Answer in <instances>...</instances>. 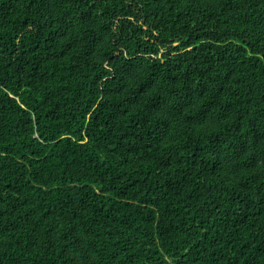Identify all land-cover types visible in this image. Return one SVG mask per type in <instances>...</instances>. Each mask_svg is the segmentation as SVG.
<instances>
[{
	"label": "trees",
	"instance_id": "1",
	"mask_svg": "<svg viewBox=\"0 0 264 264\" xmlns=\"http://www.w3.org/2000/svg\"><path fill=\"white\" fill-rule=\"evenodd\" d=\"M0 264H264V0H0Z\"/></svg>",
	"mask_w": 264,
	"mask_h": 264
},
{
	"label": "rangeland",
	"instance_id": "2",
	"mask_svg": "<svg viewBox=\"0 0 264 264\" xmlns=\"http://www.w3.org/2000/svg\"><path fill=\"white\" fill-rule=\"evenodd\" d=\"M176 45H178V43H173V47L176 46Z\"/></svg>",
	"mask_w": 264,
	"mask_h": 264
}]
</instances>
